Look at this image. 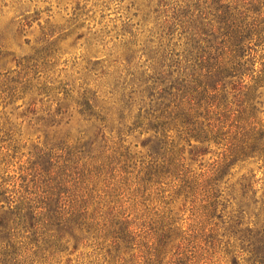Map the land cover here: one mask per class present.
Wrapping results in <instances>:
<instances>
[{"label": "trees", "instance_id": "16d2710c", "mask_svg": "<svg viewBox=\"0 0 264 264\" xmlns=\"http://www.w3.org/2000/svg\"><path fill=\"white\" fill-rule=\"evenodd\" d=\"M130 7L127 78L64 90L0 175V264H264V0Z\"/></svg>", "mask_w": 264, "mask_h": 264}, {"label": "rangeland", "instance_id": "374dc122", "mask_svg": "<svg viewBox=\"0 0 264 264\" xmlns=\"http://www.w3.org/2000/svg\"><path fill=\"white\" fill-rule=\"evenodd\" d=\"M134 11L130 0H0V175L18 170L44 140L36 118L55 107L64 90L93 92L113 77L127 78L117 61L129 39L123 21ZM139 56L134 61L140 66ZM11 137L18 150L8 158ZM76 262V253L59 260Z\"/></svg>", "mask_w": 264, "mask_h": 264}]
</instances>
